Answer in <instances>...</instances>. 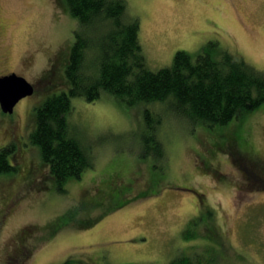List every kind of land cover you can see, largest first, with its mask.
Instances as JSON below:
<instances>
[{"label": "rangeland", "instance_id": "rangeland-1", "mask_svg": "<svg viewBox=\"0 0 264 264\" xmlns=\"http://www.w3.org/2000/svg\"><path fill=\"white\" fill-rule=\"evenodd\" d=\"M126 2L151 70L211 43L264 72V0ZM77 24L66 0H0V74L35 86L12 113L0 109V147L15 142L17 166L0 175V264H168L195 250L211 264H264V103L207 126L161 101L71 97L68 122L94 163L59 188L28 141L37 107L68 90Z\"/></svg>", "mask_w": 264, "mask_h": 264}, {"label": "trees", "instance_id": "trees-1", "mask_svg": "<svg viewBox=\"0 0 264 264\" xmlns=\"http://www.w3.org/2000/svg\"><path fill=\"white\" fill-rule=\"evenodd\" d=\"M66 4L78 22L66 58L68 90L49 96L37 107L28 141L38 147L61 190L65 181L79 178L94 163L68 122L71 97L93 101L105 91L128 105L161 101L176 116L207 126L225 125L264 103V72L243 58L210 43L195 57L178 50L170 65L151 70L139 41V18L128 13L126 0H66ZM152 113L146 109V115ZM156 143L163 158L162 142ZM15 150V142L0 147V175L17 170L15 158L10 159ZM254 164L256 168L258 162ZM24 237L20 239L24 241ZM13 252L18 259L20 246ZM215 259L207 256L206 250H195L168 264H211ZM59 264L82 261L67 258Z\"/></svg>", "mask_w": 264, "mask_h": 264}, {"label": "water", "instance_id": "water-1", "mask_svg": "<svg viewBox=\"0 0 264 264\" xmlns=\"http://www.w3.org/2000/svg\"><path fill=\"white\" fill-rule=\"evenodd\" d=\"M34 85L24 76L11 72L0 77V109L12 113L15 105L23 97L32 95Z\"/></svg>", "mask_w": 264, "mask_h": 264}, {"label": "flooded vegetation", "instance_id": "flooded-vegetation-1", "mask_svg": "<svg viewBox=\"0 0 264 264\" xmlns=\"http://www.w3.org/2000/svg\"><path fill=\"white\" fill-rule=\"evenodd\" d=\"M11 72H13V71H11ZM11 72H8V73H5V74H0V77L3 76V75L9 74V73H11ZM17 74H18V73H17ZM19 75H20V74H19Z\"/></svg>", "mask_w": 264, "mask_h": 264}]
</instances>
